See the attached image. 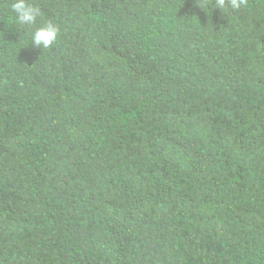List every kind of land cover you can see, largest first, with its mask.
<instances>
[{"label": "trees", "instance_id": "16d2710c", "mask_svg": "<svg viewBox=\"0 0 264 264\" xmlns=\"http://www.w3.org/2000/svg\"><path fill=\"white\" fill-rule=\"evenodd\" d=\"M0 0V264H264V0Z\"/></svg>", "mask_w": 264, "mask_h": 264}, {"label": "clouds", "instance_id": "9594fccd", "mask_svg": "<svg viewBox=\"0 0 264 264\" xmlns=\"http://www.w3.org/2000/svg\"><path fill=\"white\" fill-rule=\"evenodd\" d=\"M248 0H211V9H218L223 14L247 7ZM196 5L204 10L209 0H196ZM12 13L13 25H19L30 37V45L40 51L51 48L58 40L60 27L53 21H38L43 16L41 8L32 0H11L7 6Z\"/></svg>", "mask_w": 264, "mask_h": 264}]
</instances>
